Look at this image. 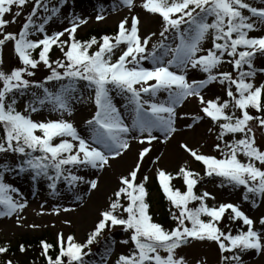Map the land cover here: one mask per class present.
Segmentation results:
<instances>
[{
	"label": "snow or ice",
	"instance_id": "obj_1",
	"mask_svg": "<svg viewBox=\"0 0 264 264\" xmlns=\"http://www.w3.org/2000/svg\"><path fill=\"white\" fill-rule=\"evenodd\" d=\"M118 9L127 15L112 34L77 39L89 20L102 22ZM94 13H77L74 0H0V218L22 226L27 205L8 179L24 177L50 196L66 191L81 201L112 161L139 145L86 238L61 232L55 246L40 241L44 264H108L116 229L128 247L112 264H187L180 249L194 242L213 245L217 264L264 257V211L250 216L242 206H264V149L256 142L264 136V0H112ZM141 13L158 21V32L140 35ZM18 19L19 28L8 31ZM9 45L16 63L5 71ZM41 67L46 74L34 79ZM187 102L198 111L179 112ZM89 103L92 111L77 127L76 106ZM178 120H190L183 127L193 132L203 124L214 143L211 153L179 143L199 167L185 161L173 174L151 153L153 141L166 143L180 130ZM146 160L168 204V228L150 213V177L139 178ZM176 178L183 190L172 185ZM209 180L237 193L238 202L196 191ZM61 210L71 211L53 214ZM7 253L0 245V256Z\"/></svg>",
	"mask_w": 264,
	"mask_h": 264
},
{
	"label": "rangeland",
	"instance_id": "obj_2",
	"mask_svg": "<svg viewBox=\"0 0 264 264\" xmlns=\"http://www.w3.org/2000/svg\"><path fill=\"white\" fill-rule=\"evenodd\" d=\"M87 1L88 0H74L75 11L77 13L80 12L83 16L91 17L95 14L92 11L97 4H104L109 7L108 4H105V0H93L94 3L92 5ZM28 8H30V5L25 9V11ZM91 8L92 10L89 12V14L85 15L84 13ZM137 11L140 10L137 9ZM125 15H127L126 9H118L116 12L109 11L104 21L96 22L94 19L89 20L86 25L81 26L78 29L77 34L82 33V31L89 28L91 25L114 27L116 26L119 19L123 18ZM22 22V19H18L17 24L12 25L8 31H16ZM139 28L140 35L143 36L148 32H158L159 24L156 19L141 13ZM157 38L158 37H153L152 39L154 41ZM10 49L11 45L5 47L3 50L4 63L2 67L5 71L15 65L12 62L14 58ZM189 78H191V76ZM216 90L218 91L219 89L217 88ZM91 111L92 105L90 103L77 105L76 112L71 117V119L77 127H80L82 120L87 118ZM178 111L196 113L198 109L194 103L187 102L180 109H178ZM39 118L40 117L38 116H34V119ZM186 122H190V120H178L177 123L180 130L174 135L173 138H170L168 142L163 144L153 142L151 155L160 157L158 166L165 169L169 173L176 171L184 161H189L188 155L179 148V143L181 142H185L192 148L203 153L212 152L214 137L207 133L206 126L203 124L197 126L193 132L191 130H186L183 127L184 123ZM256 142L261 149H264V136L258 133L256 136ZM138 147L139 145H133L131 152H129L125 157L121 158L120 161L118 160L116 163H112L111 168L104 170L99 177L98 189L90 193L85 190L83 199L81 201H75L66 191H62L61 195L57 197L50 196L48 190H46V186L39 189H34L28 179L24 177L8 179V183L18 187L25 195L27 199V205L21 212V216L23 217L22 226H17L15 217L0 218V239L4 238L8 242H11L13 239L24 235L35 237L46 234L52 240L56 241L57 233L62 232L65 236L72 234L77 240H82L93 226L99 211L103 210V208L107 205L109 195L118 186V176L126 174L129 170V167L133 164L134 153ZM126 159L127 163L124 165L123 161ZM145 174H148L150 177L147 182L148 185L151 183L154 176L153 167L148 160H146L139 174V178H142ZM215 187L216 184H207L202 190L213 193L212 188ZM216 193L217 194H215V196L217 201L234 203L238 202L237 193H230L226 189H222ZM150 196L152 199V205L154 206V200L157 196L154 193H151ZM210 203L213 202L210 201ZM242 206L245 212L250 216L256 215L264 208V206H259L257 209H251L249 205ZM54 208H70L71 211L65 213L61 210L56 214H53ZM155 210H158L157 206L155 207ZM65 220L70 221V223L65 224L63 222ZM29 224H35L38 225V227L29 228L27 227ZM124 250V246H121L118 249L120 253L124 252ZM180 255L184 256L187 264H197V261H199V264H201V260H203L205 264L216 263V260L218 259L217 251L211 244L193 243L186 250H181ZM246 259L250 261V264L264 263V257L253 256L247 257ZM108 264H112V262L109 261Z\"/></svg>",
	"mask_w": 264,
	"mask_h": 264
},
{
	"label": "trees",
	"instance_id": "obj_3",
	"mask_svg": "<svg viewBox=\"0 0 264 264\" xmlns=\"http://www.w3.org/2000/svg\"><path fill=\"white\" fill-rule=\"evenodd\" d=\"M114 31H109L108 28H90L85 34L79 35L77 39L80 40H87L91 36L99 37L104 34H112ZM51 56L53 59L57 58L59 56L58 50H53L51 53ZM42 68V67H41ZM37 72H40L39 78H43V76L46 74L45 70H39ZM180 180L179 178H176L174 180V187L179 188L180 186ZM153 186H150L148 191H152L154 189H157V185H155V182H153ZM158 190V189H157ZM159 206H161V213L163 212L162 216H159V222L164 227L168 228L170 227L173 222L164 216L165 209H168L167 204L164 201L159 202ZM44 241V237H28L24 236L21 237L13 242L14 245H8V253L6 256H0V262H2L5 259H11L12 264H44V261L41 257V249H40V241ZM49 244H53L55 246V243H52V241H46ZM5 242H0V245H4ZM23 244L25 247V251L21 253L19 251V246ZM50 253L54 254L55 249H50Z\"/></svg>",
	"mask_w": 264,
	"mask_h": 264
},
{
	"label": "bare ground",
	"instance_id": "obj_4",
	"mask_svg": "<svg viewBox=\"0 0 264 264\" xmlns=\"http://www.w3.org/2000/svg\"><path fill=\"white\" fill-rule=\"evenodd\" d=\"M125 156H126V155H125ZM125 156H123V157H125ZM127 159H128V158H127ZM127 159L123 161V164H124V165L127 163ZM122 160H123V159H122ZM128 160H129V159H128ZM117 161H118V160H117ZM117 161L112 162V163H116ZM119 161H120V159H119Z\"/></svg>",
	"mask_w": 264,
	"mask_h": 264
}]
</instances>
